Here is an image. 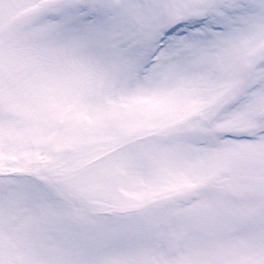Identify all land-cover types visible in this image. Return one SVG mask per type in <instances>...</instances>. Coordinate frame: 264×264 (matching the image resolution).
I'll use <instances>...</instances> for the list:
<instances>
[{"label": "snow or ice", "instance_id": "snow-or-ice-1", "mask_svg": "<svg viewBox=\"0 0 264 264\" xmlns=\"http://www.w3.org/2000/svg\"><path fill=\"white\" fill-rule=\"evenodd\" d=\"M0 264H264V0H0Z\"/></svg>", "mask_w": 264, "mask_h": 264}]
</instances>
